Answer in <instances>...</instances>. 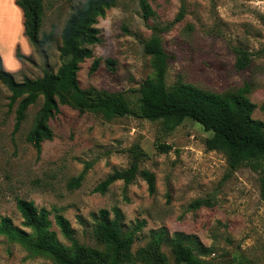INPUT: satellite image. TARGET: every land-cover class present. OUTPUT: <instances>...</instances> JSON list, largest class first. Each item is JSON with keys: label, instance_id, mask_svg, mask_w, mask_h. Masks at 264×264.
Masks as SVG:
<instances>
[{"label": "rangeland", "instance_id": "obj_1", "mask_svg": "<svg viewBox=\"0 0 264 264\" xmlns=\"http://www.w3.org/2000/svg\"><path fill=\"white\" fill-rule=\"evenodd\" d=\"M83 1L42 0L41 35L51 37L37 48L23 36L22 13L15 0H0V56L16 81L59 70L60 32ZM148 1L155 10L149 20L142 18L139 0H116L97 19L101 41L92 46L91 58L80 64L82 88L122 91L134 107L135 90L152 76L142 41L150 36L152 24L173 22L182 9L183 18L162 37L169 54L168 86L181 81L221 93L249 85L248 97L256 105L252 117L264 122V0ZM17 48L21 59L16 58ZM237 50L247 51L250 58L240 71L235 66ZM8 96L0 82V219L8 217L23 229L16 200L24 199L49 212L51 229L64 245L69 243L54 222L55 214L69 221L79 243L95 246L98 211L118 207L126 226L144 223L133 250L148 241L149 231L164 227L213 249L208 259L215 264H264V202L258 174L248 166L230 172L224 154L206 150L210 133L200 124L185 119L167 131L159 121L134 117L108 121L62 106L50 121L53 138L37 153L26 136L41 98L14 131L15 106L8 108ZM133 145L146 154L139 167L154 174V192L138 176L127 187L117 181L104 194L92 193L113 170L128 167ZM83 171L81 185L69 188V181ZM197 199H206L209 206L191 207ZM163 250L171 261L167 248ZM0 264L53 263L0 234Z\"/></svg>", "mask_w": 264, "mask_h": 264}, {"label": "trees", "instance_id": "obj_2", "mask_svg": "<svg viewBox=\"0 0 264 264\" xmlns=\"http://www.w3.org/2000/svg\"><path fill=\"white\" fill-rule=\"evenodd\" d=\"M115 3L116 0H84L72 10L60 32L61 66L57 72L46 70L41 77H24L16 81L13 74L3 67L0 56V82L9 92L8 108L15 106L14 131L20 128L27 111L40 98V107L26 136L37 153H40L44 141L53 138L50 121L62 106L98 115L108 121L122 117L159 121L167 131L190 119L210 133L205 140L206 150L224 154L230 172L248 166L258 174L260 199L264 202V122L252 117L256 105L248 97L249 85L216 93L181 81L172 86L167 84L169 54L163 46L162 37L174 22L183 18L182 9L173 22L152 24L150 36L142 41L152 76L144 79L135 90L138 98L134 107L122 91L93 86L82 88L78 81L80 64L91 58L92 46L101 41L95 24ZM15 5L22 13L23 36L34 47H43L51 34L41 35L42 0H15ZM139 6L145 21L155 16L148 0H139ZM236 53L235 66L240 71L249 65L250 58L245 50H237ZM15 55L18 59L23 57L18 48ZM106 63L112 64V61L107 60ZM97 64L98 60H95L93 69ZM128 153V167L113 170L92 189V193L104 194L117 181H122L127 187L138 176L146 181L149 192H154V174L139 167L146 157L145 152L139 145H133ZM84 175L85 171L72 178L68 187H79ZM203 205L209 206V202L197 199L191 203L194 208ZM16 208L22 217L23 229L15 227L10 218L3 217L0 219V234L32 253L46 256L53 264H215L208 259L213 249L184 233L170 234L164 227L149 231L148 241L133 250L144 223L126 226L118 207H113L111 211H98L95 246L79 243L73 237L69 221L60 214H55L54 222L68 245L60 242L51 229L49 212L45 208L37 209L33 202L24 199L16 200ZM164 248L170 253L171 261ZM237 264L244 263L239 261Z\"/></svg>", "mask_w": 264, "mask_h": 264}]
</instances>
